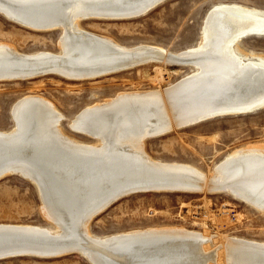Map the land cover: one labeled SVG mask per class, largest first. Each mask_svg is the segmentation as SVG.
<instances>
[{"label":"bare ground","instance_id":"obj_1","mask_svg":"<svg viewBox=\"0 0 264 264\" xmlns=\"http://www.w3.org/2000/svg\"><path fill=\"white\" fill-rule=\"evenodd\" d=\"M165 1L0 0V13L15 24L35 32L60 31L56 53H20L0 44V82L50 74L83 81L158 62L191 69L163 91L121 93L80 111L69 128L95 144L67 137L59 128L63 115L44 98L25 95L14 102V126L0 131V179L22 176L42 196L49 194L59 203L58 208L55 203L43 209L56 231L0 225V254L52 258L73 253L92 264H211L206 243L215 240L206 234L173 227L99 238L87 228L116 201L145 192L208 189L264 214V145L232 151L211 177L189 165L154 161L142 152L144 141L174 128L264 109V55L240 47L245 37H264V11L216 5L203 18L198 45L176 53L150 45L122 46L79 24L86 19H134ZM168 109L174 122L165 116ZM218 247L226 250L227 264H264L263 242L233 238ZM222 256L220 252L218 260Z\"/></svg>","mask_w":264,"mask_h":264},{"label":"rangeland","instance_id":"obj_2","mask_svg":"<svg viewBox=\"0 0 264 264\" xmlns=\"http://www.w3.org/2000/svg\"><path fill=\"white\" fill-rule=\"evenodd\" d=\"M220 4H239L264 11V0H166L134 19H86L79 24L84 31L107 37L122 46L150 45L176 53L198 45L203 18L212 7ZM59 35V30L31 31L0 15V44L10 45L20 53L59 52ZM240 44L245 52L264 55V37L248 36ZM190 72L187 67L158 62L83 81L55 74L24 81H2L0 131L11 130L14 126L10 116L14 102L25 95H35L47 100L63 115L59 128L67 137L95 144L97 141L69 128L70 121L85 108L121 93L163 91ZM165 116L174 122L169 109ZM254 145H264V109L174 128L144 141L142 152L154 161L189 165L211 177L214 168L227 155ZM180 192H145L123 197L93 218L87 230L99 238L134 230L173 227L206 234L215 240L212 244L206 243L207 253H212L211 264L228 263L226 250L218 247L222 240L234 238L264 243V214L245 202L208 189ZM58 203L49 194L42 196L35 185L22 176L7 175L0 179V225H31L56 231L43 209H52L51 205L57 207ZM220 252H223L222 260H218ZM0 264L92 263L72 253L52 258H6L0 260Z\"/></svg>","mask_w":264,"mask_h":264},{"label":"water","instance_id":"obj_3","mask_svg":"<svg viewBox=\"0 0 264 264\" xmlns=\"http://www.w3.org/2000/svg\"><path fill=\"white\" fill-rule=\"evenodd\" d=\"M0 14H2L6 19H8V20H12V22L14 21V23H15V20L14 19H12L11 17H7L3 12H1ZM255 111H251V113L252 112H257V111H260L261 110V107L259 106V107H257V108H255L254 109ZM18 253H16V252H4V253H2V254H0V260H2V259H5V258H7V257H14V256H16Z\"/></svg>","mask_w":264,"mask_h":264}]
</instances>
